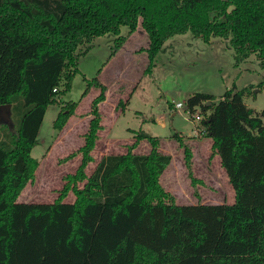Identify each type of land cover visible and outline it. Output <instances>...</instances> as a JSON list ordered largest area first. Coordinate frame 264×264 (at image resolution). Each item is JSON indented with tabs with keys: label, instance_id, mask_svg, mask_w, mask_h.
I'll return each instance as SVG.
<instances>
[{
	"label": "trees",
	"instance_id": "16d2710c",
	"mask_svg": "<svg viewBox=\"0 0 264 264\" xmlns=\"http://www.w3.org/2000/svg\"><path fill=\"white\" fill-rule=\"evenodd\" d=\"M122 26L146 32L150 65L169 37L190 31L226 40L236 64L254 55L264 67V0H0V104L10 103L12 121L0 124V264H264V131L238 125L255 124L243 101L252 85L185 101L190 111H209L203 133L234 190L231 203H177L158 184L171 155L155 149L103 155L79 175L74 201L16 200L36 163L31 150L47 106L70 88L96 36L111 34L113 48L123 46ZM90 85L102 91L97 112L105 86L98 77ZM75 106L65 103L53 126L61 129ZM97 122L90 121L85 151Z\"/></svg>",
	"mask_w": 264,
	"mask_h": 264
},
{
	"label": "rangeland",
	"instance_id": "374dc122",
	"mask_svg": "<svg viewBox=\"0 0 264 264\" xmlns=\"http://www.w3.org/2000/svg\"><path fill=\"white\" fill-rule=\"evenodd\" d=\"M120 29L121 34H127L126 26ZM127 35L121 49L113 48V35L96 36L91 48L79 56L70 88L62 94L58 92L46 108L38 131L39 142L31 150L36 163L16 200L74 201L75 188L84 182L79 175H89L103 155L155 149L171 155L170 163L158 176V184L177 203L233 202L234 190L212 138L203 131L198 135L192 131L193 115L205 117L209 111L198 107L190 111L185 101L196 92L218 99L232 85L236 89L252 85L254 95L244 96L243 101L255 111V124L240 120L238 125L263 132L264 84L255 85L264 80V67L254 55L236 64L226 40L212 37L203 41L190 31L169 37L164 50L150 65L146 32L137 26ZM83 48L84 45L79 49ZM126 51L130 53L128 59L120 61ZM94 77L105 86V98L95 106L97 112L93 100L102 91L94 85L87 87V80ZM130 92L125 111L121 112L119 101ZM70 101L76 102L74 110L61 129L55 128L58 111ZM175 101H182L184 107L176 109ZM93 118L98 120L96 137L85 151V135ZM201 120L199 125L204 128ZM138 130L157 137V142L138 138Z\"/></svg>",
	"mask_w": 264,
	"mask_h": 264
},
{
	"label": "water",
	"instance_id": "95a60500",
	"mask_svg": "<svg viewBox=\"0 0 264 264\" xmlns=\"http://www.w3.org/2000/svg\"><path fill=\"white\" fill-rule=\"evenodd\" d=\"M206 104H210V101H207ZM10 107V103L0 104V124L12 125Z\"/></svg>",
	"mask_w": 264,
	"mask_h": 264
},
{
	"label": "built area",
	"instance_id": "2783aa9c",
	"mask_svg": "<svg viewBox=\"0 0 264 264\" xmlns=\"http://www.w3.org/2000/svg\"><path fill=\"white\" fill-rule=\"evenodd\" d=\"M54 90H55V88H54ZM174 106L176 109L179 110V109L184 107V104L182 101H175ZM201 118L202 117L199 114L193 115V117L191 118V121H192L193 126H194L192 128V131H193V134H195V135H198L200 132L203 131V128H201L199 125V121L201 120Z\"/></svg>",
	"mask_w": 264,
	"mask_h": 264
},
{
	"label": "crops",
	"instance_id": "0c3cea01",
	"mask_svg": "<svg viewBox=\"0 0 264 264\" xmlns=\"http://www.w3.org/2000/svg\"><path fill=\"white\" fill-rule=\"evenodd\" d=\"M121 48H123V47H121ZM120 48V49H121ZM130 53H129V51H126V53L124 54V57H122L121 59H120V61H123V60H125V58H127L128 59V55H129ZM120 71H118V73H119ZM130 130V129H129Z\"/></svg>",
	"mask_w": 264,
	"mask_h": 264
}]
</instances>
